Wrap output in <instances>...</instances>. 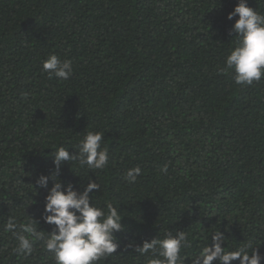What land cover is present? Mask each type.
I'll use <instances>...</instances> for the list:
<instances>
[{
	"label": "trees",
	"instance_id": "obj_1",
	"mask_svg": "<svg viewBox=\"0 0 264 264\" xmlns=\"http://www.w3.org/2000/svg\"><path fill=\"white\" fill-rule=\"evenodd\" d=\"M236 4L0 0V264H54L42 242L17 254L4 225L40 220L47 189L35 181L55 173L57 147L76 154L87 131L104 134L107 165L64 162L57 178L78 191L96 182L92 203L123 218L121 247L99 264H147L152 251L125 246L174 229L188 234L185 264L216 231L223 247L251 243L264 256V77L237 85L222 71ZM247 6L264 13V0ZM50 54L71 61L68 79L42 70Z\"/></svg>",
	"mask_w": 264,
	"mask_h": 264
},
{
	"label": "clouds",
	"instance_id": "obj_2",
	"mask_svg": "<svg viewBox=\"0 0 264 264\" xmlns=\"http://www.w3.org/2000/svg\"><path fill=\"white\" fill-rule=\"evenodd\" d=\"M234 17L238 19L232 25L230 35L236 37L235 46L226 56L222 71H230L237 85L251 86L264 77V13L248 7L247 0H237L227 19L232 21ZM41 66L49 78L66 80L73 71L71 61L61 60L55 54L48 55ZM103 137L102 132L87 131L78 143L76 154L70 155L64 146L57 147L51 154L55 173L40 175L35 181V187L47 189L40 220L28 217L25 222L16 223L10 218L4 225L5 232H11L17 241L14 249L17 254L31 255L33 245L42 242L45 250L52 254L54 264H99L121 247L115 236L124 231L118 208L111 202H106L103 208L92 203L90 193L99 191L100 186L89 181L82 191H78L71 183L63 185L57 178L61 164L69 161H77L80 167L88 169H104L109 156L107 147L101 146ZM140 171L139 167L131 168L124 179L134 183ZM49 180L53 182L50 188ZM29 185L34 191V186ZM40 221L52 226L51 232L38 231ZM174 233L165 232L162 237L144 240L139 245L132 242L125 247L140 255L152 251L158 258H149L147 264H185L181 252L188 247V234L175 229ZM225 241L223 234L214 232L211 244L204 245L191 264H213L214 261L231 264L236 260L239 264H261L264 260L258 247L254 248L251 243H242L230 250L222 246Z\"/></svg>",
	"mask_w": 264,
	"mask_h": 264
}]
</instances>
